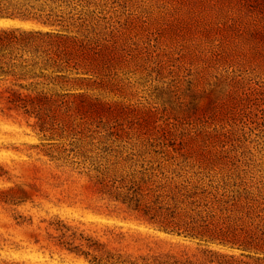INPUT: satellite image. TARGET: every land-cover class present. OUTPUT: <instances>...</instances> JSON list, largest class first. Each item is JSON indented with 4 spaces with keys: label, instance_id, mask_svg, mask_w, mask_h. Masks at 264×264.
Listing matches in <instances>:
<instances>
[{
    "label": "rangeland",
    "instance_id": "1",
    "mask_svg": "<svg viewBox=\"0 0 264 264\" xmlns=\"http://www.w3.org/2000/svg\"><path fill=\"white\" fill-rule=\"evenodd\" d=\"M89 1L78 95L62 108L0 102V264H95L109 250L199 263L206 245L140 219L98 176L174 157L264 203V0Z\"/></svg>",
    "mask_w": 264,
    "mask_h": 264
},
{
    "label": "trees",
    "instance_id": "2",
    "mask_svg": "<svg viewBox=\"0 0 264 264\" xmlns=\"http://www.w3.org/2000/svg\"><path fill=\"white\" fill-rule=\"evenodd\" d=\"M85 1L79 8L75 0H0V19L20 21L0 25L3 107L62 108L69 105L70 96L78 95L73 88L87 78L72 75L80 66L74 48L90 47L93 22L91 2ZM164 145L176 148L175 143ZM160 149L156 151H164ZM175 161L174 157L143 160L140 168L119 179H107L102 172L101 191L159 229L206 245L202 261L188 259L187 264H264V203H239L241 195L253 192L225 179L188 175ZM169 162L176 167H169ZM103 247L95 242L97 250ZM94 257L95 264H138L110 250L106 257Z\"/></svg>",
    "mask_w": 264,
    "mask_h": 264
},
{
    "label": "water",
    "instance_id": "3",
    "mask_svg": "<svg viewBox=\"0 0 264 264\" xmlns=\"http://www.w3.org/2000/svg\"><path fill=\"white\" fill-rule=\"evenodd\" d=\"M16 21H19V20H16Z\"/></svg>",
    "mask_w": 264,
    "mask_h": 264
}]
</instances>
